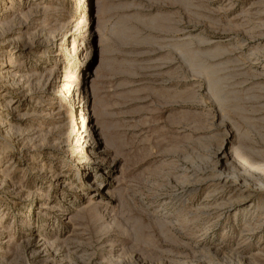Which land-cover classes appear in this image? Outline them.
Returning a JSON list of instances; mask_svg holds the SVG:
<instances>
[{
	"label": "rangeland",
	"instance_id": "1",
	"mask_svg": "<svg viewBox=\"0 0 264 264\" xmlns=\"http://www.w3.org/2000/svg\"><path fill=\"white\" fill-rule=\"evenodd\" d=\"M0 264H264V0H0Z\"/></svg>",
	"mask_w": 264,
	"mask_h": 264
},
{
	"label": "bare ground",
	"instance_id": "2",
	"mask_svg": "<svg viewBox=\"0 0 264 264\" xmlns=\"http://www.w3.org/2000/svg\"><path fill=\"white\" fill-rule=\"evenodd\" d=\"M92 32V31H91ZM85 92V91H84ZM88 92V91H87ZM86 93V92H85ZM227 178V177H226Z\"/></svg>",
	"mask_w": 264,
	"mask_h": 264
}]
</instances>
